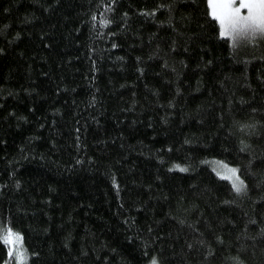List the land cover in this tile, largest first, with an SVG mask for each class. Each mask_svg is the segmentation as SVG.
Returning <instances> with one entry per match:
<instances>
[{"label":"trees","instance_id":"trees-1","mask_svg":"<svg viewBox=\"0 0 264 264\" xmlns=\"http://www.w3.org/2000/svg\"><path fill=\"white\" fill-rule=\"evenodd\" d=\"M220 33L208 0H0L22 264H264V37Z\"/></svg>","mask_w":264,"mask_h":264},{"label":"snow or ice","instance_id":"snow-or-ice-1","mask_svg":"<svg viewBox=\"0 0 264 264\" xmlns=\"http://www.w3.org/2000/svg\"><path fill=\"white\" fill-rule=\"evenodd\" d=\"M212 16L221 25V36L229 35L237 30L246 31L252 35L264 34V0H208ZM242 10L246 14L242 15ZM227 168V166H225ZM186 169H181L185 171ZM229 175L226 179L232 181L235 191L240 192L244 185L243 181L237 176V169L227 168ZM7 245H15L22 241V237L14 234L11 229L7 230L6 235L0 237ZM8 254L13 255L10 248ZM23 259V253H16Z\"/></svg>","mask_w":264,"mask_h":264},{"label":"rangeland","instance_id":"rangeland-1","mask_svg":"<svg viewBox=\"0 0 264 264\" xmlns=\"http://www.w3.org/2000/svg\"><path fill=\"white\" fill-rule=\"evenodd\" d=\"M210 12H211V8H210ZM241 14L242 15L246 14V10H242ZM219 25H220V23H219ZM220 31H221V25H220ZM243 33H247V32L246 31L237 30L235 32H231L229 35H226V37H230V38L234 39L235 37L241 36ZM254 36L264 37V34H256ZM221 164H223V165H221ZM225 166H227V168H235V169H237L236 166L230 165V164H226V163H220L219 167L218 166H214L215 170L219 173V175H221L222 177H225V178L229 175V173L227 171V168H225ZM237 176L239 177V179L241 181H243V179L241 178V176L238 173V170H237ZM243 183H244V181H243ZM13 233L14 234H18L21 237V235L18 232H13ZM10 248L13 250V259H14L13 261H14V264H22L23 261H25V259H26V251L24 249L23 239H22L21 242H18L15 245H10ZM16 253H23V257L24 258L20 259L16 255ZM151 264H154V263H151Z\"/></svg>","mask_w":264,"mask_h":264}]
</instances>
